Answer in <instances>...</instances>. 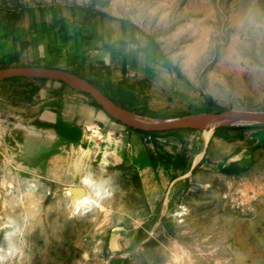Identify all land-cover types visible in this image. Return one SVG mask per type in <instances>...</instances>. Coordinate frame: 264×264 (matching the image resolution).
Segmentation results:
<instances>
[{
    "label": "rangeland",
    "instance_id": "obj_1",
    "mask_svg": "<svg viewBox=\"0 0 264 264\" xmlns=\"http://www.w3.org/2000/svg\"><path fill=\"white\" fill-rule=\"evenodd\" d=\"M18 68L82 83L0 81L2 264H264V122L135 131L83 84L155 125L264 117V0H0ZM87 178L105 194L78 212Z\"/></svg>",
    "mask_w": 264,
    "mask_h": 264
},
{
    "label": "water",
    "instance_id": "obj_2",
    "mask_svg": "<svg viewBox=\"0 0 264 264\" xmlns=\"http://www.w3.org/2000/svg\"><path fill=\"white\" fill-rule=\"evenodd\" d=\"M21 74H34L43 77H49L61 82L69 83L73 80H78L71 75L53 69H46V68H18L13 71H9L5 74H0V81L6 80L8 78L17 77ZM82 83V81L78 80ZM85 86L91 89L101 100V102L118 118V120L127 126L130 129L135 131L141 132H150V133H164V132H171V131H179V130H187L196 128L201 125H205L209 122L221 119H227L232 117H240L242 119H250L254 121L264 122V117L260 115H253V114H242V113H225L220 115H200L197 117L186 118L182 120L173 121L170 123L165 124H156V125H139L135 123H131L125 120L122 117L121 109L113 103L108 97H106L101 91H99L96 87L83 82Z\"/></svg>",
    "mask_w": 264,
    "mask_h": 264
},
{
    "label": "bare ground",
    "instance_id": "obj_3",
    "mask_svg": "<svg viewBox=\"0 0 264 264\" xmlns=\"http://www.w3.org/2000/svg\"><path fill=\"white\" fill-rule=\"evenodd\" d=\"M122 117L131 123H135V124H139V125H155V124H153L152 121L142 119V118H138L136 116H133V115H130L127 113H123ZM238 119H242V118L232 117V118H227V119L215 120V121H212V122H209L208 124H206L205 128L212 132L219 125L223 126L225 124H235L237 122H240L241 120H238ZM93 134H94V136H93L94 138L98 137L97 132H93ZM84 141H86V139H84ZM84 181H85V185L87 188H91V190L95 189L94 190L95 196H91L90 194L84 192L83 190H69L70 192L72 191L74 193L73 194L74 206L78 212L82 211L83 209H89V208H92L94 206H98L99 199H100L101 195L105 194L103 191V188L98 186L93 180L87 178ZM69 195H70V193H69Z\"/></svg>",
    "mask_w": 264,
    "mask_h": 264
},
{
    "label": "crops",
    "instance_id": "obj_4",
    "mask_svg": "<svg viewBox=\"0 0 264 264\" xmlns=\"http://www.w3.org/2000/svg\"><path fill=\"white\" fill-rule=\"evenodd\" d=\"M74 118L77 119L79 122L90 121L85 116L84 117L81 116L80 111L78 113H74ZM52 121L53 123L54 122L56 123L54 132L62 140L75 143V142H78L82 138V134H81L82 131H81V127L79 123H72L71 121H66V120L58 121L57 119L55 120L53 119Z\"/></svg>",
    "mask_w": 264,
    "mask_h": 264
},
{
    "label": "snow or ice",
    "instance_id": "obj_5",
    "mask_svg": "<svg viewBox=\"0 0 264 264\" xmlns=\"http://www.w3.org/2000/svg\"><path fill=\"white\" fill-rule=\"evenodd\" d=\"M0 264H2V260H0Z\"/></svg>",
    "mask_w": 264,
    "mask_h": 264
},
{
    "label": "trees",
    "instance_id": "obj_6",
    "mask_svg": "<svg viewBox=\"0 0 264 264\" xmlns=\"http://www.w3.org/2000/svg\"><path fill=\"white\" fill-rule=\"evenodd\" d=\"M141 132V131H140ZM171 132H173V131H171Z\"/></svg>",
    "mask_w": 264,
    "mask_h": 264
}]
</instances>
